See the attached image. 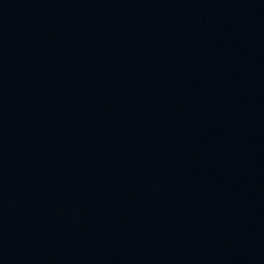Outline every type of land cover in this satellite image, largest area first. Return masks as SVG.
Returning <instances> with one entry per match:
<instances>
[{"label": "water", "instance_id": "water-1", "mask_svg": "<svg viewBox=\"0 0 264 264\" xmlns=\"http://www.w3.org/2000/svg\"><path fill=\"white\" fill-rule=\"evenodd\" d=\"M0 264H264V0H0Z\"/></svg>", "mask_w": 264, "mask_h": 264}]
</instances>
